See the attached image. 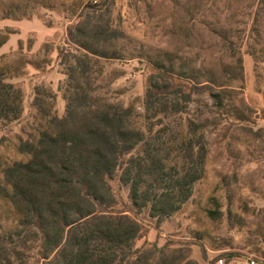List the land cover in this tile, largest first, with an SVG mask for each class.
<instances>
[{"label":"trees","instance_id":"16d2710c","mask_svg":"<svg viewBox=\"0 0 264 264\" xmlns=\"http://www.w3.org/2000/svg\"><path fill=\"white\" fill-rule=\"evenodd\" d=\"M84 11L57 48L65 113L58 114L53 89L36 86L32 131L23 129L17 144L28 159L0 156V200L14 217L12 227L0 221V264H177L184 248L172 255L148 242L138 248L149 234L144 221L161 224L183 210L206 174L207 132L221 116L247 117L234 88L243 81V59L215 68L174 51L148 56L142 103L126 104L106 85L103 65L123 58L125 34L105 2ZM196 13L187 17L196 21ZM13 33L0 30V49ZM43 51L55 48L45 43ZM196 101L204 107L192 112ZM24 113L23 89L0 68V131Z\"/></svg>","mask_w":264,"mask_h":264},{"label":"rangeland","instance_id":"374dc122","mask_svg":"<svg viewBox=\"0 0 264 264\" xmlns=\"http://www.w3.org/2000/svg\"><path fill=\"white\" fill-rule=\"evenodd\" d=\"M98 2L109 5L114 25L125 34L120 41L123 58L103 65L106 85L126 104L142 103L151 74L148 56L174 51L198 67L215 68L241 56L244 64L243 81L234 88L236 104L247 117L218 118L207 132L206 174L192 199L161 224L145 220L149 234L137 246L156 244L165 247L167 255L184 248L177 264L189 259L199 264H220L222 259L224 264H247L248 259L264 264V0H0V30L14 32L0 49V68L23 89L25 107L21 122L0 131V156L9 162L28 159L17 144L23 129L32 131L36 86L53 89L56 110L60 116L65 113L66 102L58 89L66 76L57 48L65 45L68 27L88 5ZM189 10H197L196 21L187 17ZM45 43L55 51L42 52ZM133 54L140 58L132 59ZM200 106L196 101L191 111H201ZM115 187L126 202V190ZM0 221L5 227L14 225L2 200Z\"/></svg>","mask_w":264,"mask_h":264},{"label":"built area","instance_id":"2783aa9c","mask_svg":"<svg viewBox=\"0 0 264 264\" xmlns=\"http://www.w3.org/2000/svg\"><path fill=\"white\" fill-rule=\"evenodd\" d=\"M219 263H220V264H224V260H223V259L220 260ZM247 264H256V261L253 260V259H248V260H247Z\"/></svg>","mask_w":264,"mask_h":264},{"label":"crops","instance_id":"0c3cea01","mask_svg":"<svg viewBox=\"0 0 264 264\" xmlns=\"http://www.w3.org/2000/svg\"><path fill=\"white\" fill-rule=\"evenodd\" d=\"M143 245L139 246L138 248L142 247Z\"/></svg>","mask_w":264,"mask_h":264}]
</instances>
